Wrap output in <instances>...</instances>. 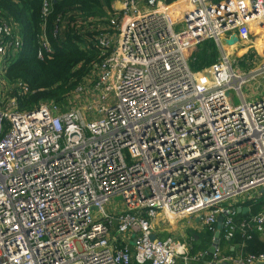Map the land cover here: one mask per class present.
<instances>
[{"label": "built area", "instance_id": "1", "mask_svg": "<svg viewBox=\"0 0 264 264\" xmlns=\"http://www.w3.org/2000/svg\"><path fill=\"white\" fill-rule=\"evenodd\" d=\"M39 1L43 61L57 0ZM143 1L114 0L95 38L103 59L64 103L31 111L18 106L26 85L13 93L5 79L22 39L0 16V264H187L185 242L151 239L160 214L196 218L212 234L223 217L226 241L264 234L262 213L235 222L264 192V97L241 93L264 63L241 74L224 48L251 32L264 40V0ZM205 40L218 58L195 73L188 54Z\"/></svg>", "mask_w": 264, "mask_h": 264}, {"label": "trees", "instance_id": "2", "mask_svg": "<svg viewBox=\"0 0 264 264\" xmlns=\"http://www.w3.org/2000/svg\"><path fill=\"white\" fill-rule=\"evenodd\" d=\"M113 1L57 0L45 24L52 54L40 61L36 57L42 25L40 1L0 0V16L18 25L22 39L21 51L10 60L5 74L13 93H16L14 86L19 82L28 89L27 94L18 98L20 110L31 111L44 102L61 105L91 75L103 59L96 49L95 38L107 30L110 19L116 15L111 8ZM171 2L173 0H167V3ZM55 27L57 33L53 36ZM217 58L215 45L205 40L189 54L190 70L200 72L213 65ZM260 200H264V195H261ZM258 201L250 205L247 213H237L235 222L261 213L264 201ZM188 233L191 234L189 256L200 254L206 260L212 259L213 256L207 253L212 244V233L206 230ZM219 247L226 248L222 256H231V247L240 248L243 255L257 256L264 254V236L250 232L242 237L241 232L236 231L230 241H225L220 231Z\"/></svg>", "mask_w": 264, "mask_h": 264}, {"label": "crops", "instance_id": "3", "mask_svg": "<svg viewBox=\"0 0 264 264\" xmlns=\"http://www.w3.org/2000/svg\"><path fill=\"white\" fill-rule=\"evenodd\" d=\"M175 1L176 0H173V2H175ZM158 2H159V5H168L169 4V3H167V0H158ZM143 4H144V1L140 0V2L138 3V6L143 8ZM231 38L232 37H230L229 39H231ZM229 39H227V40H229ZM263 41L264 40H260V39L256 38V36H254L253 33L251 32V37H250V41L249 42H241L237 38V42L235 44L231 45V46H227L224 43V48H226L225 50H257L256 47L260 48L261 45H264ZM216 49H217V47H216ZM261 49L263 50L264 48L261 47ZM91 96L92 97L90 98V100L95 99V97L93 95H91ZM81 102H85V99L82 98ZM259 194L264 195V192L260 191ZM261 195H259L258 199L261 197ZM258 199H255L254 201H250L248 204H243L242 208H240V209H247V210L242 212V213L243 214L247 213L249 211L250 205L254 204L255 202H257ZM262 201H264V200H260L258 202H262ZM261 213L264 214V205H263V208L261 210ZM192 219L193 220H192V223L190 224V226H187L186 228L181 229L182 227H185V224H186V222H183L181 224L178 232H177L178 229L176 230L175 224L168 223V222L160 223L159 224V226H160L159 230H154L155 229L154 228L155 227L154 226L155 221H153L152 222V226L154 228L153 229V235L155 236V238L160 239V240H163V239H166V238H171V239H174V240L185 242L187 244V246H188V249H187V251H188L189 250V244H190L189 241L191 240V238H190L191 234H189L188 231L201 232L202 229H203L201 227L200 222L196 218H192ZM195 225H198L199 228L196 229ZM220 231H222V230H220ZM212 235H214V234H212ZM259 235L261 237L264 236V234H259ZM160 236H164V238H160ZM223 238H224V236H223ZM219 239H220V237H219ZM225 250H226L225 247L220 249L219 242H218V246H217L216 253H215L216 258L212 257V259L206 260V259H204V257L199 258L200 254H198V255L193 256V257L189 256V261H188L187 264H264V263H258V262H250L249 259H248L249 255H243V253L240 251V248H238V247H236V248L231 247L229 249V251L232 252L231 256H222L224 254ZM223 259H226V261H222ZM176 264H182V263L181 262L179 263V261H178Z\"/></svg>", "mask_w": 264, "mask_h": 264}, {"label": "rangeland", "instance_id": "4", "mask_svg": "<svg viewBox=\"0 0 264 264\" xmlns=\"http://www.w3.org/2000/svg\"><path fill=\"white\" fill-rule=\"evenodd\" d=\"M263 44H264V41H263ZM256 48L257 50H225V51L227 55L230 56L234 65L236 66L235 68L238 69L241 74L248 75V74L254 73L260 67V65L264 63V56H261L263 53V50L261 49V47L260 48L256 47ZM263 48H264V45H263ZM189 54H188V57H189ZM248 56L250 57L248 58ZM257 75L258 74L253 75L252 80H248L246 84L242 86L241 88L242 96L247 101L252 100V99L259 100L264 97V73L261 74L260 76H257ZM88 85H89L88 88L91 89L94 83H88ZM229 95L233 98V102L235 104L240 102L234 92L232 91L229 92ZM71 105H72V102H69V106L67 107H71ZM111 201L112 202H110L106 206L107 211L110 213H118L119 207L122 205L121 199L117 196V197H114ZM192 220H193L192 217L172 218V217H168L163 214H160L159 217L155 220V223H154L155 229L154 228L153 229L159 230L160 223L168 222V223L175 224L176 230L178 229L177 230L178 232L183 222H186V224H185V227H182L181 229H184L187 226H190V224L192 223ZM195 228L198 229L199 226L195 225ZM160 238H164V236H160Z\"/></svg>", "mask_w": 264, "mask_h": 264}, {"label": "water", "instance_id": "5", "mask_svg": "<svg viewBox=\"0 0 264 264\" xmlns=\"http://www.w3.org/2000/svg\"><path fill=\"white\" fill-rule=\"evenodd\" d=\"M237 42V38L235 36H233L231 39L229 40H225L224 43L227 45V46H231L233 44H235ZM247 209H239L237 208L236 211L237 213H242L244 211H246ZM223 221V217H218L217 219V225H216V232L214 233L213 235V238H212V244L211 246L208 248L207 250V253L209 255H214L216 253V249H217V246H218V242H219V237H220V230H221V223ZM151 239L154 240L155 239V236L152 235L151 236Z\"/></svg>", "mask_w": 264, "mask_h": 264}]
</instances>
